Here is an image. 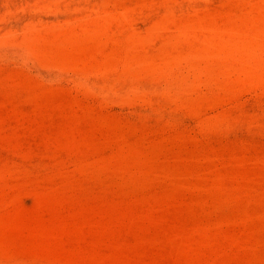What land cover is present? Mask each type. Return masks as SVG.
<instances>
[{"label": "rangeland", "instance_id": "1", "mask_svg": "<svg viewBox=\"0 0 264 264\" xmlns=\"http://www.w3.org/2000/svg\"><path fill=\"white\" fill-rule=\"evenodd\" d=\"M0 264H264V0H0Z\"/></svg>", "mask_w": 264, "mask_h": 264}]
</instances>
